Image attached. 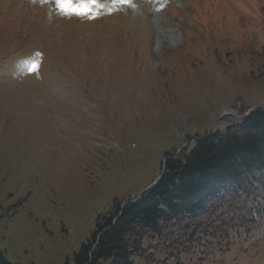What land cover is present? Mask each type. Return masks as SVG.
Returning a JSON list of instances; mask_svg holds the SVG:
<instances>
[{
    "label": "rangeland",
    "instance_id": "obj_1",
    "mask_svg": "<svg viewBox=\"0 0 264 264\" xmlns=\"http://www.w3.org/2000/svg\"><path fill=\"white\" fill-rule=\"evenodd\" d=\"M263 104L264 0H132L95 19L0 0V254L65 264L167 153ZM134 262L264 264V218Z\"/></svg>",
    "mask_w": 264,
    "mask_h": 264
},
{
    "label": "trees",
    "instance_id": "obj_2",
    "mask_svg": "<svg viewBox=\"0 0 264 264\" xmlns=\"http://www.w3.org/2000/svg\"><path fill=\"white\" fill-rule=\"evenodd\" d=\"M200 137L167 153L165 173L138 199L99 216L92 238L65 264H135L250 233L264 218V106ZM0 264H11L2 253Z\"/></svg>",
    "mask_w": 264,
    "mask_h": 264
},
{
    "label": "snow or ice",
    "instance_id": "obj_3",
    "mask_svg": "<svg viewBox=\"0 0 264 264\" xmlns=\"http://www.w3.org/2000/svg\"><path fill=\"white\" fill-rule=\"evenodd\" d=\"M45 2H52L61 15L94 19L98 18L103 10L111 13L119 6L132 4V0H110V3H104L103 0H45ZM35 69L36 66L33 70Z\"/></svg>",
    "mask_w": 264,
    "mask_h": 264
},
{
    "label": "water",
    "instance_id": "obj_4",
    "mask_svg": "<svg viewBox=\"0 0 264 264\" xmlns=\"http://www.w3.org/2000/svg\"><path fill=\"white\" fill-rule=\"evenodd\" d=\"M166 161H167V158L164 159V161H163V168H162L161 174L158 176V178L156 179V181L154 182V184L157 182V180H159V179L163 176V174H164V172H165V164H166ZM141 194H142V192L138 194V197H139ZM131 200H132V199H128L127 201H125V202L122 204L121 211H122V209L125 207V205H126L129 201H131ZM121 211H120L119 215L121 214ZM119 215H118V216H119ZM118 216L114 218V221L117 220ZM100 235H101V233L98 235V237H99ZM97 242H98V239H97L96 243H97ZM95 247H96V244L94 245L93 248H95ZM86 264H87V263H86Z\"/></svg>",
    "mask_w": 264,
    "mask_h": 264
},
{
    "label": "bare ground",
    "instance_id": "obj_5",
    "mask_svg": "<svg viewBox=\"0 0 264 264\" xmlns=\"http://www.w3.org/2000/svg\"><path fill=\"white\" fill-rule=\"evenodd\" d=\"M162 8H163V3H160L159 10H161Z\"/></svg>",
    "mask_w": 264,
    "mask_h": 264
}]
</instances>
